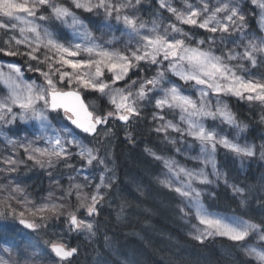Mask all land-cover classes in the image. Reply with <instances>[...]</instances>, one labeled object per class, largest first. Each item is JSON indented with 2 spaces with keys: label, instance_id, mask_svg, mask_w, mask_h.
Instances as JSON below:
<instances>
[{
  "label": "snow or ice",
  "instance_id": "obj_1",
  "mask_svg": "<svg viewBox=\"0 0 264 264\" xmlns=\"http://www.w3.org/2000/svg\"><path fill=\"white\" fill-rule=\"evenodd\" d=\"M243 2L244 0H214V3H211L210 0H196L193 4L189 0H182L184 7L181 9L173 7L172 0H157L159 8L170 13L177 23L162 25V21L154 19L149 27L137 14L142 0H68L72 8L60 3L59 0H0V31L19 32L18 36L9 35L7 40H4L8 49L0 48V52L9 56H26L27 71L37 73L43 80L40 84L35 80L31 82L25 80L21 65L9 63L6 65L7 72L4 71L5 65H0V85L6 90V95L0 96V125H12L17 120L25 123L38 121L45 133L49 129L54 133L43 137L47 141V146L43 148L34 146L33 142L20 143L5 136L7 143L14 148H22L28 160L42 167L45 164L51 167L54 161L67 160L75 155L86 162V165H93V162L104 165L107 172V165L99 155V148L90 147L67 125H63L62 121H60L62 127L53 128L49 113L62 112L63 120L70 122L83 134L95 137L100 135V127L106 126L109 119L127 123L139 117L142 111L141 102H150L154 98V107L159 111L153 113V120L162 121L155 131L163 133L164 139L171 144L177 141L169 139V131L179 134L181 140L187 136L199 144V153L188 157L204 165L198 169L188 168L174 158H165L151 149H146L156 160L163 162L173 178L162 180L161 183L187 201L186 206L190 212L194 210L199 224L194 239L203 242L212 236L226 237L233 242L241 243L244 254L252 258L254 264H264V221L257 224L242 217L214 215L208 212L202 203V189L194 187L197 183L210 185L214 182L205 171L208 165H211L212 175L217 180L224 176L216 166L215 156L218 147L239 156L251 157L255 154L254 145L242 146L222 134L218 130L219 126L209 128L204 123L205 119H211L236 128L239 132L247 129L246 124L238 122L228 105L220 102L221 94L243 99L247 93V100L264 104V82L258 79L246 80L243 76L237 75L238 69H242L243 65L231 63L246 61L253 68L264 63V36H257L248 30ZM249 2L258 9V24L260 30L264 32V0ZM73 8L97 15L102 12L106 21L114 18L118 25H123V34L128 37L123 48L113 46L115 37L98 42L99 38ZM42 9H47L48 15H38ZM50 19L71 29L73 38L79 39L80 42L62 43L55 31L37 23L38 20ZM5 20L16 23H5ZM177 24L191 25L211 35L206 40H196L193 45L189 33ZM105 27L110 29L112 25L105 24ZM217 33L220 34L221 44L225 42L233 44L232 48L221 55H216L213 49L217 44ZM235 36H238V39H235ZM205 44L208 45L207 48L204 47ZM13 45L16 50H11ZM20 46H24L27 51L20 52ZM238 48L243 50L237 51ZM32 62H35L36 67H33ZM141 63L157 66L155 75L142 80H131L124 88L115 87L117 82L125 81L130 71L138 69ZM40 65H45L47 70L42 69ZM68 68L71 71H68ZM105 72L110 74V80H105ZM169 74L183 81V85L169 79ZM188 84L198 89L199 95L196 99L182 91L183 86ZM64 87L68 90H63ZM84 90H92L102 97H107L113 111H108L104 115H95L89 111V106L84 103L81 96ZM209 93L217 95L214 110L208 100ZM164 110L170 112L179 110V122L167 120L161 114ZM261 120L264 122V116ZM110 131L109 129L103 135L107 137ZM0 135L4 134L0 132ZM73 147L77 149L75 153L70 151ZM259 147L261 158H264V144ZM176 151L179 152L180 149ZM3 163L7 165L3 171L14 172L24 161L5 157ZM105 180L106 176L101 173L100 183L96 185V191L90 197H81L80 191L84 186L70 185L62 199L71 196L75 190L77 200L80 201L77 210L83 208L86 215L92 217L97 214V205L103 200L101 188L110 186L105 184ZM177 184L179 186H176ZM0 187L5 190L8 188L7 185ZM231 188L234 195L241 197L240 204L244 205L245 189L237 185H231ZM23 191L18 184L15 185L5 197V201L16 199V194ZM51 195L50 193L49 200ZM85 200L90 202L85 203ZM6 206L11 209L10 204ZM62 207L63 205L55 203H45L36 207L32 214L39 215L41 221L49 218L45 213H51L58 219ZM4 215H19L20 223L32 230L46 227L45 224L38 225L23 219L24 213L17 214L14 209L7 213L0 211V216ZM67 222L72 231L93 233L94 225L86 219H79L75 212L67 214ZM253 235L257 237V242L248 244ZM45 244L60 262L69 260L78 251L75 247H66L58 240H46ZM3 251L10 256L11 250ZM0 264H10V259L0 256Z\"/></svg>",
  "mask_w": 264,
  "mask_h": 264
},
{
  "label": "rangeland",
  "instance_id": "obj_2",
  "mask_svg": "<svg viewBox=\"0 0 264 264\" xmlns=\"http://www.w3.org/2000/svg\"><path fill=\"white\" fill-rule=\"evenodd\" d=\"M246 1L247 5L249 6V8H251L253 10V17L255 18V22H256V30L255 31H250L251 33L257 35V36H264V32H262L260 30V26L258 24V9L255 8L254 5H252L249 0H244ZM60 3H64L67 7L72 8V5L70 3H68V0H59ZM151 2H154L155 7L152 5L151 6ZM190 3L195 4L196 0H189ZM211 3H214V0H210ZM172 6L176 7V8H183L184 5L182 3V0H172ZM153 8H157V12H154L156 10L152 9ZM73 11L76 12V14L78 16H80V18L85 22V24H87V26L89 27V29L93 32V34L99 38L98 42H104V41H108L113 39V37H115L116 39L113 42V46L116 48H123L124 43L128 40V37L126 35L123 34V25H118L115 21V19H111L106 21L104 19L103 13L101 12L99 15L95 14V13H87L84 12L83 10H77L73 8ZM39 14H44V15H48V10L47 9H42L41 13ZM132 14V13H129ZM137 14L140 16V18L145 21L149 27H151V23L154 19L162 21V25H167L169 23H177L175 18L168 13L166 10L160 9L159 5L157 3V0H142V3L138 6L137 9ZM248 16H246L247 18ZM5 23H16V21H4ZM37 23L44 25L45 27H48L50 30H53L57 33L58 38L60 39V41L62 43L67 44L68 42H72V43H77L80 42L79 39H74L71 29L63 27L59 24L58 21L55 20H48V21H37ZM105 24H111L112 27L109 29L107 27H105ZM177 26L182 27L184 29L185 32H188L189 35L192 37V43L194 45L196 40H200V39H207V37L209 35H211L210 33H207L205 30L196 28L194 26L191 25H180L177 24ZM9 35H19V32H8ZM219 33L216 34L217 36V44L213 46L214 52L216 55H221L223 54L225 51H227V49L232 48L233 44L225 42L224 44H221L219 42ZM235 39H238V36L234 37ZM205 48L208 47L207 44L204 45ZM6 50L8 49V45L5 48ZM11 50H16L15 45H13ZM219 50V51H218ZM242 48H238L237 51H242ZM19 51L20 52H25L27 51V49L24 46H20L19 47ZM6 57H11V58H16L17 61H21V57H15V56H9L6 55L5 53H3ZM41 58L43 57V50H41ZM26 57V56H23ZM2 59V58H1ZM0 59V65H5L4 67V71L7 72L8 69L6 67L7 64L12 63V64H17V65H22L21 63H16L14 61L11 60H7V59ZM233 65H237V64H242L243 67L242 69H238L237 71V75L243 76L246 80L247 79H258L261 80L262 82H264V67L261 66V64H258L257 67L253 68L251 67V65L246 62V61H232L231 62ZM264 66V63H262ZM36 67V64H35ZM40 67L44 70L46 69L45 65H40ZM164 67H167V62H165ZM258 67H262L263 70H258ZM26 67H23V69H26ZM68 71H71L70 68L67 69ZM157 71V66H149L145 63H141L140 67L138 69H133L132 71H130L129 73V77L126 78L125 81H119L117 82V84L115 85V87L117 88H124L126 83H130L131 80H142L144 78H150L153 75H155ZM26 72L24 71V79L31 82V79H28L25 76ZM105 80H110V74L105 72ZM169 79H171L173 82L177 83V84H181L183 85V81H180L178 78L171 76V74H169ZM34 80V79H33ZM35 81L37 84H40L43 82L42 77H39L37 73H35ZM2 86V91L0 93V96L2 95H6V90L4 88L3 85ZM139 85H137L138 87ZM166 87L168 85H165ZM63 87V86H62ZM66 88V87H65ZM67 89V88H66ZM134 90V89H133ZM182 91L184 92L185 95H190L192 96L194 99H196L199 95L198 89L192 87L191 84L188 85H184L182 88ZM83 93H87L89 95H91V97H89V104L92 108H95L97 106V103H100V101L104 104L102 105V107L105 108L106 112L108 111H113V108L111 105L108 104L107 101V97H102L98 92L92 91V90H84L82 91ZM247 93H245V98H240V97H236L234 95H223L221 94L219 96V100L222 104H227L229 109L236 115V110L234 111V109H236V106H232L231 102L232 100H235L237 102H247L250 103L252 105H254L256 107V109L258 110V113L261 112V114H258L256 121H260L262 124L260 125V130H257L258 127H254L251 126L250 124L247 125V129L243 132H239L238 129L236 128H231L226 124H220V122L217 121H212L211 119H205L204 123L206 127H218V130H220L222 132V134H225L228 136L229 139L233 140L236 143H239L240 145H254L255 146V153L257 154L260 151V145L264 144V122H262L261 117L264 116V114H262V111L264 112V104H261L259 101H249L246 99ZM208 100L211 103V105L213 106V110L215 108V105L217 103V95L214 93H209L208 96ZM142 104V111L140 113V116L135 118L134 120H138L139 122H143L145 124V129L144 127L141 128V126L139 124H134L133 123V119L130 120V123H132L135 126H140L138 128H134L131 127V125L127 124V127L125 132H116V129L114 128V126L108 127L105 129L104 132L108 131L109 129L111 130L110 133H114L113 135L110 136V138H112L113 144L112 147L115 148L116 150L120 151L122 150L124 147H117L116 145L122 146L125 143L131 142V140H133L132 136L138 137L140 138L141 136L143 137V135H146V127H150L151 131L158 134V138L160 141H162L165 145H166V149H163V153L161 154H156L163 156L165 158H174L176 161H178L180 164L188 167V168H201L204 167V165L202 163H200L199 161L196 160H191L188 159V157L191 156H196L199 153V144L196 143L195 141L192 140L191 137H187L185 136L183 138V140L180 139L179 134L169 131V139H175L177 141V143L175 144H171L168 143L165 139H164V134L163 133H157L155 131V128L157 127V125L159 123H162V121H156L153 120V113L157 112L159 110H157L154 107V98L150 101V102H141ZM54 112H50L49 113V120L52 123L53 128H60L62 127V124L60 121H62L63 125H67L66 120H63V116L60 115L59 113H57L58 116L54 115ZM162 115L165 116V118L167 120H172L174 123L175 122H179V110H176L174 112H170L168 110H164L162 113ZM112 120V119H110ZM109 120V123H111V121ZM17 122H20L21 124H23L25 127L28 128V131L30 134H26V133H18V134H14L11 131H9L10 129L13 128V125H0V132H2L4 135H0V141H2V146H7L6 151L3 152V157H14L17 158L18 160L24 161V163L19 164L18 169L20 168V166H24L26 164L27 161H31V164L27 165L28 169H35L38 170L39 165L35 164L34 161L32 160H28L27 156L24 152V150L22 148H18L15 147L13 145H10L7 143L5 136L16 140L20 143H29V142H33L34 146H38V147H46L47 146V141L45 139H43V137L45 135H53L54 133L52 132L51 129H49L46 133L40 128L39 122L38 121H28L27 123L25 122H21L19 120H17ZM210 124V125H209ZM246 124V123H244ZM69 127V126H68ZM70 128V127H69ZM71 129V128H70ZM227 130L229 132H227ZM257 131V132H256ZM101 131L99 136H95V137H88V138H82L80 137L78 134V136L80 137V139H82L86 144H88L90 147H96L99 148V155L102 154L104 155L106 153V146L104 145V139H102V137L104 136L103 133ZM239 132V135H237V133ZM129 134L131 136V138H129ZM261 134H263L261 136ZM254 135L258 136L256 138H253ZM38 137H40V139H38ZM149 137H153V134L151 133ZM191 145V147H190ZM180 149L179 152H177L176 150ZM256 149H258L259 151H257ZM23 151V158H20L18 155L19 151ZM218 150H224L225 152H230L227 149H224L222 147H218ZM71 152L75 153L77 151L76 148H71L70 149ZM148 154V151L146 152V155ZM259 154V153H258ZM257 154V155H258ZM100 155L101 158L104 159V157ZM149 159H151V164H157L158 169L157 172L155 174H153V177H160L161 181L165 180V179H173L170 174L168 173V170L164 167V164L162 161L160 160H156L152 155L149 154ZM3 158V159H4ZM105 160V159H104ZM106 162V161H105ZM106 164V163H105ZM54 166H56L59 170H63L61 171L64 175L70 176L72 178V180L75 182V184H79V182H81L84 187H82V190L80 191V195L81 197H85V192H89L91 191L92 194L96 191V185L100 183V175L101 173H104V175L106 176V180H105V184H110L109 187H103L101 188L100 194L103 196V205H106V200L109 199L110 196V192L112 189H115V184H117L121 172H120V166L116 165L115 163H111L110 165H107V169L108 171L105 172V166L104 165H98L96 164V162H93V165H86V162L82 161L78 156L72 155L70 158H68L67 160H61L59 162L54 161L53 163ZM68 165H70L71 167H69ZM217 166V170L219 169V165L218 163H216ZM7 168V165H5L3 163V170ZM17 169V170H18ZM16 171L14 172H7L4 171L5 174L7 175V177H5V180L2 182V186L3 185H7L8 188L7 190H5L4 188H0V211H3L5 213L10 212L11 209H14L16 211L17 214L19 213H24L23 215V219L29 221V222H33L36 224H45L46 227H41L38 228L37 230H33L31 232H29L30 234H28V237H32L35 239V264H76V261L81 262V260H84L87 257L88 254V250L91 249L94 245V238L92 233L90 234L87 231H81V232H76V231H72L70 230L69 226H68V222H67V214L70 213V211L67 209V205H69V203L73 200H75V212L76 215L78 216L79 219H86L88 222L92 223L94 225L95 223V217L96 215L92 216V217H88L86 215V212L83 208L78 209V206L80 204V201L77 200V195H76V191L72 192L71 196H67L66 192L68 191V189H66L65 187H63L58 180H56V177L50 175V179L48 180L47 183H49L48 187H47V183L44 186L43 192H41L40 190H38L35 187V197L32 195V193L28 190V186L26 184L23 183L22 177L16 174ZM205 171L209 174V179L213 180L214 176L212 175V168L211 165H208L205 168ZM211 171V172H210ZM29 173V171H28ZM27 173V174H28ZM26 172H23V175H25ZM85 177H87V179H85ZM160 182H156V184L160 185L161 187H165L168 190L173 191L171 188L165 186L164 184H162ZM214 181V180H213ZM175 183V181H174ZM214 183L215 181L210 184V185H199L194 184V187H198L202 189V194L207 195V192H211V187H214ZM19 185L24 191L22 193H18L16 194V199L14 200H8L5 201V197H7L9 195V192L11 191V188L14 187L15 185ZM74 184V185H75ZM119 186V184H118ZM176 186H179L178 184ZM51 195V200H49V194ZM175 195H178L175 191H174ZM180 197V196H179ZM182 200H184L182 197H180ZM27 201V203L25 202ZM85 203H89V200H85ZM205 200L202 199V203L204 205ZM45 203H55V204H59V205H63V207L60 209V216L57 219L55 216H53L51 213H45V215H47L49 218L45 221H41V219L39 218V215L34 216L32 214L33 211H35L36 207H39ZM10 204L11 205V209H9L6 205ZM70 207V206H69ZM185 211V210H184ZM210 212V211H208ZM214 215H218L220 217H224L221 214H217V213H212ZM21 217H19V215L17 216H12V215H4V216H0V222H4L5 224H7L9 221L15 223V225L19 228V224H18V219H20ZM195 219V218H194ZM247 220H250L252 222L255 223L256 217H254V215L248 216ZM199 226L198 224V220L191 225V231H190V235L192 237L195 236L196 234V227ZM22 227V226H21ZM101 228V227H100ZM23 227L21 228V232L23 231ZM66 238H73L74 239V243L76 245L77 248V254H75V258L76 260H73L72 257L69 258V260L64 261V262H60L58 260V258H52L51 256L47 255L45 253V250L48 251L49 247L48 245L45 244V241H53V240H58L59 242L64 241ZM223 240L228 241V243L233 244L234 246L237 247V251L246 259L250 260L253 264V260L252 258L246 256L242 250V245L241 243H237V242H233L231 240H229L226 237H221ZM1 245L2 247L0 248V256H4L6 259H10V264H13L12 259H13V252L10 251V256L8 253L4 252L3 249H9L8 246L5 244V240H1ZM257 242V237L255 235L251 236V238L248 240V244H254ZM66 247L68 248H73V246L71 245H66ZM10 250V249H9ZM30 264V263H27ZM102 264V263H101Z\"/></svg>",
  "mask_w": 264,
  "mask_h": 264
},
{
  "label": "bare ground",
  "instance_id": "obj_3",
  "mask_svg": "<svg viewBox=\"0 0 264 264\" xmlns=\"http://www.w3.org/2000/svg\"><path fill=\"white\" fill-rule=\"evenodd\" d=\"M242 7L246 16H248V30L253 32L256 30V22L252 13L253 10L249 8L246 1L243 2ZM63 90L67 91L65 87ZM81 96L85 104L89 97H91V95L88 94L87 96V94L85 95L83 93H81ZM89 111H92L95 115H104L106 113L104 107L98 109L89 108ZM59 114L63 116L62 112ZM110 121L111 123L108 121L106 126L100 127V133L111 126H114L116 132H125L127 127L124 126H127V124L131 125V127H140L133 125L130 121L127 123L118 119H112ZM66 122L67 126L80 137H93L83 134L79 129H76L75 126L71 125L70 122ZM133 123L141 124V122L134 119ZM259 124L262 123L259 122ZM150 131L151 128L146 127L145 136L149 137L151 134ZM113 134L114 133H110L107 137H102V139H104V145L106 146V153L100 155L104 157L105 163L108 165L117 162L121 154L125 153L127 149L132 150L138 143L137 139L132 136L133 140H131V142L125 143L122 146L116 145L117 147H124L123 149H126L124 151H118L112 147L113 141L110 136ZM152 134L153 141L160 149H166V145L157 137L158 134L154 132H152ZM143 145L144 144L138 146L141 153H144L143 155L149 160L148 156L150 153L148 152L146 155V149L148 148ZM256 150L259 151L258 149ZM152 151L162 155L164 150L159 151V149H153ZM258 153V155L255 153L253 156L248 157L239 156L232 152H225L224 150H218L216 152L215 161L220 166L218 171L223 173L224 176L219 180L214 177L213 180L215 183L214 187H211V192H207V195L202 194L201 197V199L205 200L204 207L210 211V213L221 214L224 217H233L238 213L240 215L241 212L244 214L250 212L258 214L261 210L264 216V158H261L260 151ZM61 171L63 170H59L54 165L51 167L47 164L43 167L39 165L38 170L35 171V187L43 192L45 184L50 179V175H52L56 177V180H58L63 187L69 190L70 185H74L75 182L70 179V176H63ZM225 180H227V183H225ZM160 181V177L155 178V182ZM119 183L120 178L117 184ZM46 185L48 187L49 183ZM79 185L84 186L81 182H79ZM231 185H237L245 189L243 194V199L245 201L244 205L240 204L241 197L233 194ZM162 193L166 197L171 196L170 202L177 212L180 223L165 221V217L163 218L159 215L160 217H154L149 221V225L143 228L138 221L130 217L133 207L132 202L130 204L126 200L123 204L116 205V202H114L111 197L106 200V205L102 204L104 200L100 201L97 205V215L95 217L92 233L94 245L89 250L83 264H136L140 259L144 260L142 257H147L146 253L143 251L140 253L135 252L134 250L136 247L146 248L147 254L153 258L156 264H188V257H196L197 251H200L205 258L208 257L207 249L209 247L205 245L214 244L222 246L229 244L228 241L223 240L221 236L208 237L204 239L203 242L194 239V237L190 235L191 225L195 220L197 221L194 210L190 212L189 207L186 206L187 201L182 200L179 195H175L174 191L163 187ZM85 195L90 197L92 192H85ZM111 195L115 199H120L118 194L111 193ZM252 201L262 203L260 210L252 204ZM182 208L185 211L182 212ZM67 209L70 212L76 211L75 200L67 205ZM160 210L161 213L164 212L163 205H160ZM239 210L241 212H239ZM66 239L70 240L72 238ZM66 239L64 241H66ZM71 246L76 248L75 244ZM45 253L55 258L54 254L50 252V249L48 251L45 250ZM72 259L76 260L75 256H73ZM76 264H78V261H76Z\"/></svg>",
  "mask_w": 264,
  "mask_h": 264
},
{
  "label": "trees",
  "instance_id": "obj_4",
  "mask_svg": "<svg viewBox=\"0 0 264 264\" xmlns=\"http://www.w3.org/2000/svg\"><path fill=\"white\" fill-rule=\"evenodd\" d=\"M152 5L155 7L154 2H151V6ZM152 9L156 10L154 12H157V8L152 7ZM3 36L4 32L0 31V47L4 46V44L2 43L4 41ZM21 59L22 60L19 62L23 66L27 65V57L22 56ZM261 66L264 67L262 63ZM262 67H258V70H263ZM231 104L234 107L237 105L236 109L233 108V110H236L235 116L238 122L258 127L257 130L261 129L260 125L258 124L260 121H256L258 114H261V112L258 113V110L254 105L247 102H237L235 100H232ZM102 105L104 104L102 103ZM100 108H102V106H100ZM262 114H264L263 111ZM140 126L141 128L144 127L145 129V124H143V122H141ZM134 128L136 129V127ZM150 133H152V131H150ZM262 135L263 134H261V136ZM256 137L258 136L254 135L253 138ZM135 138L138 141L137 145L133 147L132 150L122 149L123 151L126 150V152L120 155L117 162H113L116 165L120 166L121 175L119 183L120 185L118 186V184H115V189H112L110 193L118 194L120 196V199H115L111 194L109 197H111L114 202H116V205H121L126 200L130 204L132 202L133 207L130 213V217L138 221L143 228L149 225V221L151 219L159 215L163 218L165 217V221L180 223L177 212L170 202L171 196L166 197L162 193L163 187L156 184L155 177H153V174H155L158 169L157 164H151V159L148 160L143 155L144 153H141L138 145L144 144L146 148L152 150L159 149V151H161L163 149H160V147L153 141L152 137L143 135V137L141 136L140 138ZM28 164H31V161H27L24 165L26 167V175L24 176V178H22V180L23 183L28 186V190L35 197V169H28ZM22 169L23 168L20 167L16 172V174L21 177L23 173ZM4 179V177L0 178V185L2 184ZM252 204H254L259 210L262 205L261 202L255 201H252ZM160 205L164 206V212L162 213L160 210ZM249 215H254V217H256V220H258V222L260 223L261 221H264V216L261 210L258 212V214L255 212H250ZM7 224H3L0 222V246L2 247L1 240H5V244L9 248L13 246V252H16L15 257H13L12 259L13 264H35V239L32 237H28L27 235L19 234L17 232V226L15 225V223L9 221ZM70 240L66 239V241L61 243L74 245V239L72 238ZM205 246L209 247L207 249L208 257L205 258L200 251H197L196 257H188V264H253L250 260L243 257L237 251V247L233 244L229 243L222 246L208 244ZM134 251L137 253L143 251L147 256L146 258L142 257L144 260L140 259L136 264H156L153 258L147 254L146 248L136 247ZM83 263L84 260L78 262V264Z\"/></svg>",
  "mask_w": 264,
  "mask_h": 264
},
{
  "label": "water",
  "instance_id": "obj_5",
  "mask_svg": "<svg viewBox=\"0 0 264 264\" xmlns=\"http://www.w3.org/2000/svg\"><path fill=\"white\" fill-rule=\"evenodd\" d=\"M23 225V224H22ZM25 226V225H24Z\"/></svg>",
  "mask_w": 264,
  "mask_h": 264
}]
</instances>
